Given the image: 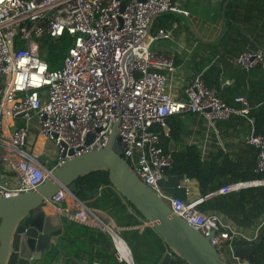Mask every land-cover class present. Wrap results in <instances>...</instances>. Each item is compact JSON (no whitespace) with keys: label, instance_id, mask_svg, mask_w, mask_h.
Masks as SVG:
<instances>
[{"label":"built area","instance_id":"1","mask_svg":"<svg viewBox=\"0 0 264 264\" xmlns=\"http://www.w3.org/2000/svg\"><path fill=\"white\" fill-rule=\"evenodd\" d=\"M176 10L183 9L174 0H0V163L9 173L0 178V196L33 190L66 159L105 147L113 122L119 120L122 156L142 182L175 214L209 237L221 256L233 264H250L233 255V243L237 238L250 243L256 234L247 236L219 215L200 211L197 205L204 197L189 195L191 180L186 176L176 185L162 182V168L170 169L174 163L152 126L166 130L167 116L190 112L211 126L216 120L244 118L247 127L242 141L256 151L252 171L257 177L223 184L209 195L264 186V134L255 132V118L249 115L245 96H236L235 104H227L214 88L205 85L200 74L184 87L182 98L173 97L167 89V75L176 68L174 60L154 52L151 44L168 38L170 32L159 28L151 33L150 27L157 14ZM64 32L71 36V44L62 66L49 69L39 55L36 38L44 33L59 37ZM227 60L248 70L264 65V52L243 50ZM88 133L92 135L89 142ZM38 140L50 142L54 150L47 164L33 149ZM170 188L182 190L184 196L165 195ZM66 198L72 207L58 205ZM44 205L74 222L97 228L110 240L117 262L134 264L122 236L125 228L105 211L64 188Z\"/></svg>","mask_w":264,"mask_h":264},{"label":"trees","instance_id":"2","mask_svg":"<svg viewBox=\"0 0 264 264\" xmlns=\"http://www.w3.org/2000/svg\"><path fill=\"white\" fill-rule=\"evenodd\" d=\"M221 10L226 17L224 35L215 43L196 41L194 55L198 60L194 62L193 76L200 74L206 86L216 90L217 95L227 104H235L234 97L242 95L250 104L249 115L255 118V132L264 134V65L259 64L252 69H242L230 64L228 57L235 56L243 50H262L264 52V0H222ZM247 20V27L245 25ZM184 28L181 19L173 12L157 14L151 23V33L159 28L176 32V28ZM39 43V55L49 69L62 66L63 58L72 38L66 32L59 37L48 33L36 38ZM151 49L165 57L173 58L175 66L179 63L177 55L166 51H158L151 44ZM229 79L230 83L225 81ZM263 83V85H262ZM262 85V86H261ZM175 113L166 117L167 132L155 124L152 131L159 136V144L163 151L172 156L174 165H180L181 173L175 177L179 180L186 176L197 183L198 195L205 196L218 189L223 184L247 180L258 176L247 168V145L241 150L244 155H237L225 151L215 144V148L202 153L195 144H184L181 149L169 151L167 142L179 139L181 134V114ZM190 113V112H189ZM237 119L244 128L247 127L244 118L239 116L227 120H216L214 125L219 128L223 123ZM251 146V145H249ZM253 147V146H252ZM9 173L0 163V178ZM174 176L164 173L163 184L172 186L170 180ZM79 199H87L84 190L98 188L99 194L90 203L92 207L108 213L114 222L125 229L122 236L130 242L134 264H156L157 254L163 248L159 235L150 227L141 230L140 216L126 200L118 194L110 184L107 172L92 171L76 179ZM176 195L175 190L171 189ZM198 209L205 213H215L222 220H229L236 229L244 231L260 221L256 232L258 244L250 264H264V186L248 187L226 194H216L203 199ZM131 210H130V209ZM97 228L79 224L68 218L63 220V231L45 252L41 264H126L115 260L110 240ZM131 239V240H130ZM128 243V242H127ZM140 246L143 254L139 256L133 249V244ZM247 243L242 238L234 240L233 244Z\"/></svg>","mask_w":264,"mask_h":264},{"label":"water","instance_id":"3","mask_svg":"<svg viewBox=\"0 0 264 264\" xmlns=\"http://www.w3.org/2000/svg\"><path fill=\"white\" fill-rule=\"evenodd\" d=\"M173 14L179 17L202 42L215 43L225 33L226 17L223 10L218 12L221 18L219 32L210 39L200 35L190 16L183 10H176ZM151 67L166 69L163 65ZM18 116H22V113ZM118 123L119 120L113 122L105 147L88 150L66 159L54 167L48 177L33 190L9 197L0 196V264H36L40 261L54 243L55 237L60 235L63 223L62 216L51 213L44 202L50 201L52 196L63 188L78 198L76 179L97 170L107 172L113 189L161 238L163 248L157 254L156 264H230L209 242V237L203 236L184 218L175 214L168 204L135 174L122 156L117 135ZM91 139L92 135L88 133L86 141L89 142ZM162 169L172 175L181 173L180 165ZM98 190L95 187L84 190L85 197L87 199L95 197ZM164 193L170 196L172 191L165 190ZM210 196L208 193L201 197L206 199ZM257 244L258 238L250 243L236 244L233 255L240 260L249 261ZM131 262L134 263L133 257Z\"/></svg>","mask_w":264,"mask_h":264},{"label":"crops","instance_id":"4","mask_svg":"<svg viewBox=\"0 0 264 264\" xmlns=\"http://www.w3.org/2000/svg\"><path fill=\"white\" fill-rule=\"evenodd\" d=\"M174 1L178 2L181 9L187 11L193 25L199 31L200 35L203 38L205 39L214 38L218 34L220 29V22H221V18L218 15V12L221 11L222 0H174ZM181 22L182 24L186 25L182 20ZM245 25L247 27V20ZM186 27L187 30L181 27L179 28L176 25H173V28H176V32L169 31L170 36L168 38H160L152 43L153 47L157 51L159 49H162L171 55L178 56L179 63L176 65L175 70L171 73H168L167 75V89L172 94V96L176 98H182L184 96V92H183L184 87L192 80L193 74L195 72L194 62L198 60V57L194 55L193 52L196 41H200V40H198L195 37V35L192 33V31L187 25ZM225 82L230 83L231 80L227 79ZM179 118L182 120V125H183V127L181 128V134L179 135L178 140L170 139L167 142L169 151L179 150L182 148L184 144L192 143L195 144L202 153H207L208 151L215 148V144H216L221 146L227 152L236 153L237 155H244L241 150L244 148L242 137L246 128H244L242 122L240 123L237 119L228 121L227 123H223L222 125L219 126V128H216L215 125L214 126L209 125L204 117L198 116L193 113L188 112L181 114ZM32 131L33 128H31V132ZM167 131L168 128L164 130V132ZM38 141L43 142L42 140H38ZM255 161H256L255 148L247 145V168L254 167ZM173 176L174 177L170 180V184H177L181 182L182 179L179 180L177 177H175L177 175H173ZM189 186H190L189 195L191 197L197 196L198 195L197 183L191 180ZM99 191L100 190H98V194ZM175 193L178 196H184V192L182 190L179 189L175 190ZM95 197L88 198L86 200L89 201V203H91ZM61 203H62L61 205H65L68 207L73 206V204H71L72 203L71 200L67 198L64 199ZM49 210L51 211V213H56V211L53 208ZM62 218L64 220L65 217L62 216ZM222 221L231 223L229 220H225V219ZM140 222L141 223L139 225V229L141 230L146 225H144L143 223L144 220H142L141 218H140ZM259 225H260V221L258 220L257 223H255L250 227H247V229L244 230L243 232L240 231V229L238 230L241 233L247 234V236H253L254 234H256ZM62 231H63V223H62ZM58 237H55V240ZM127 242L130 247L129 240ZM43 259L44 258H42L36 264H41ZM52 264H60V263H52Z\"/></svg>","mask_w":264,"mask_h":264},{"label":"rangeland","instance_id":"5","mask_svg":"<svg viewBox=\"0 0 264 264\" xmlns=\"http://www.w3.org/2000/svg\"><path fill=\"white\" fill-rule=\"evenodd\" d=\"M36 154H38V159L42 161L43 163L47 164L45 161L47 159H51L54 156V150L52 148V145L48 141L44 142H36L33 147ZM133 249L136 251V253L141 256L143 254V251L140 246H137L136 243L133 244ZM230 264H233L229 261L228 257H224Z\"/></svg>","mask_w":264,"mask_h":264}]
</instances>
